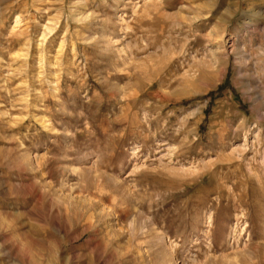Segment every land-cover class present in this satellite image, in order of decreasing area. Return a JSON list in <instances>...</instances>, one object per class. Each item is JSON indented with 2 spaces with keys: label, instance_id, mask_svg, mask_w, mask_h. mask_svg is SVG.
<instances>
[{
  "label": "rangeland",
  "instance_id": "374dc122",
  "mask_svg": "<svg viewBox=\"0 0 264 264\" xmlns=\"http://www.w3.org/2000/svg\"><path fill=\"white\" fill-rule=\"evenodd\" d=\"M0 264H264V0H0Z\"/></svg>",
  "mask_w": 264,
  "mask_h": 264
}]
</instances>
